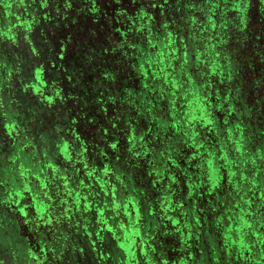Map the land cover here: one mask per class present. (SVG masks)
<instances>
[{
	"label": "flooded vegetation",
	"instance_id": "flooded-vegetation-1",
	"mask_svg": "<svg viewBox=\"0 0 264 264\" xmlns=\"http://www.w3.org/2000/svg\"><path fill=\"white\" fill-rule=\"evenodd\" d=\"M139 1L46 0V54L33 60L45 62L46 96L62 95L68 110L83 111L72 135L88 154L76 155L71 169L57 153L60 139L46 146V161L26 141L22 163L7 156L8 135L0 137V180L6 167L23 189L14 197L10 181L0 184V212L22 211L12 235L0 216V263L136 264V255L140 264H264V0ZM87 54L97 55L90 68L81 59ZM184 71L195 83L179 96ZM243 96L252 109H243ZM30 189L46 192L45 210ZM52 189L114 190L112 207L130 217L122 226L115 219L114 229L100 222L92 243L77 239L66 213L76 217L83 202ZM163 189H176L168 202L173 222L154 206ZM97 210L101 217L103 204ZM112 235L129 237L127 248ZM9 253H17L15 263Z\"/></svg>",
	"mask_w": 264,
	"mask_h": 264
},
{
	"label": "water",
	"instance_id": "water-1",
	"mask_svg": "<svg viewBox=\"0 0 264 264\" xmlns=\"http://www.w3.org/2000/svg\"><path fill=\"white\" fill-rule=\"evenodd\" d=\"M45 10H46V0H0V24H2L3 22H7V26H6L7 30H5L4 27V30L1 31L3 29V26L0 25V31H1L0 32V69H1L0 70V137L5 138V136L8 135L7 137L9 139L5 141L4 148H8L9 150H11L13 155L12 160L15 159L16 157L19 159L20 157L21 162L22 163L25 162L22 159L24 158V156L22 157L21 155H22V151H24L25 149L24 143L28 141L33 146L32 147L33 156H36L38 151L40 155H45L44 159L46 161V144H45L46 143L45 140L46 139L45 137L46 108L50 109V106L55 105L60 109L58 112L57 111L51 112V114H55L56 124L54 126L55 128L53 127V129L52 128L50 129H52L53 131L55 129L56 139L54 140L60 139V141L56 143L55 147L57 153L62 155L64 162L67 161L68 164H71L70 165L71 169L72 168L74 169L75 166H77V164H75L76 159H78L76 155L79 157H83L86 154H88V152H86L83 147L79 148L80 147V145H78L79 137L77 136L76 138H74V136L72 135L75 132L79 131L80 127L78 126V119H79L78 116H80L81 112L83 111L80 110L81 112H79V114L76 115L71 110H68L66 99L62 95H60L58 98L52 95L46 96V76H45L46 73L44 72L43 64H41L40 67L34 66V63L37 62H35L33 59L38 58L41 55L36 45H33L31 47L32 50L31 59H29V61L26 60L24 61L22 60L23 58L21 56L25 54L24 51L21 50L22 47L17 48L16 42H10L9 40H7L8 32L11 31L16 32V30H18L16 32V34H18V32L22 30L23 31L36 30L37 26L39 24L41 25L44 21L42 15H46V13L44 12ZM23 22H26V25L24 27H22ZM44 34L46 38V33ZM6 42H10V43L7 44ZM44 52L46 53V51ZM3 67H5V69H3ZM203 74H205L206 76L205 69L203 71ZM14 75L18 76L17 79L19 80V83L22 85L20 86L22 88L17 89L19 85L16 86L14 85V80H15ZM182 85H183V80L179 82L178 86H182ZM178 86L176 87L175 85L176 88H178ZM8 94L11 97V100L7 103H2L4 96ZM58 99L60 100V102H58ZM25 107H34L35 110L33 112L34 117L32 118H34L33 120L36 121L38 119V126L35 128L36 130L32 128H27L25 124H24L25 126H23V130H18V125L15 123L16 131L15 132L10 131V124L8 122V118L13 117V123L15 122V119L20 118V116L22 117L20 123L26 121L27 119H24V114H22L24 112ZM34 131L39 133L37 135H34ZM98 131L99 130H96V132ZM41 132H45V133H41ZM131 134H132V138L136 140L138 132H137V128H134V126L131 127ZM54 140L50 141L49 144H51ZM105 141H106L105 138H103V140L101 138L100 139L101 143L98 146L100 150L102 149L101 153L103 155L105 154L103 152V150L105 149V144H104ZM96 154L95 157H97ZM3 171L4 174L9 176V178L14 177V179L15 178L18 179L17 175L12 174L6 167H4ZM41 172L43 173L46 172V162H45V168L43 167L41 169ZM18 189L20 188L18 187ZM22 190L23 189H20L21 193L19 190H17L16 194H13V196L15 197V195L19 196L23 194ZM30 190L36 191L38 197L40 198V201H42L39 202V205L41 206L42 209H44L43 207L46 208V197H45L46 192L45 193L42 191L37 192V189H30ZM123 190L124 189H122V191ZM177 190H181V192L185 191L184 189H177ZM51 191L54 192L55 194H58V196H60L59 198H61V196H63L64 198L65 197L69 198V201H74V204H81V202H83L84 206L79 208L77 207L78 214L76 215V217L70 216V212L66 213L67 214L66 218H69L68 222L70 223L68 226L71 228L72 226L71 224L75 225V228L72 229L70 232H72L77 237V239H79L78 236L82 235L81 238L82 237L87 238L88 241L92 243L94 242V238L96 236L95 234H97L96 232L99 231L98 229H96L95 231L93 228H97V226H99L98 228L100 229L101 226L100 222L105 220L108 223V225L112 226V228L114 229L115 219H118V222L117 221L116 222L118 223L119 226H122L124 225L123 219L125 217L127 218L130 217V210L126 209L125 207L123 210H119V208L117 207L116 208L112 207L113 202L110 201L109 194L111 196L114 195L116 196V191L114 190L112 191L110 189H85V191L82 192L79 191L78 189H52ZM175 192L176 189H163L161 194L156 198V203L154 204L155 207L159 206L160 212H162V216L164 217V220H168L169 222H173L175 219L172 216L170 217V215H174L173 207L168 208V202H170V200L173 199V194ZM95 203H97V205H95ZM100 204H103L104 206V214L101 217H97L96 216L98 213L97 209L100 208ZM197 204L199 203L196 202L195 206ZM117 206L121 207L120 203H118ZM112 209L115 215H113V213L111 212ZM167 209L170 210V214L166 212ZM126 213L129 214L127 215ZM110 215L112 216L113 221L110 220L111 219V217H109ZM48 221L50 222V220ZM79 222L80 223L86 222L85 223L86 229L83 230L82 234H79L77 230L78 228L77 224ZM43 223L45 224L46 222ZM131 229H133L132 226L126 225V227L124 228V233L131 232ZM162 229L165 231L168 228H162ZM174 233L177 236L179 235L177 234V232ZM106 235H108V233H106ZM113 236L116 237V241H117L116 246H120L123 249L127 248V245L130 243L129 237L127 238L128 240L123 241V238L115 235H112V238H114ZM106 241L110 242L109 237L108 239H106ZM184 245L185 243H183L181 247H176V249L183 250ZM133 249H135L134 240H133ZM140 252H143V250H141ZM182 254L183 253H180V255ZM143 256H146V254H144ZM133 258L134 259L132 261L134 263L140 264L141 258L137 257L136 255L133 256ZM121 259L122 258H119V260ZM114 260H116V262L119 261L117 259ZM163 260L167 262L168 258L164 257ZM121 263L123 262H119L118 264Z\"/></svg>",
	"mask_w": 264,
	"mask_h": 264
},
{
	"label": "rangeland",
	"instance_id": "rangeland-1",
	"mask_svg": "<svg viewBox=\"0 0 264 264\" xmlns=\"http://www.w3.org/2000/svg\"><path fill=\"white\" fill-rule=\"evenodd\" d=\"M79 1H81V0H79ZM136 1V0H135ZM138 4L139 5H144V6H148L149 4H147L146 2H144L143 0H142V2L141 1H139L138 2ZM47 8V7H46ZM140 9L141 10H146V7H140ZM45 13H46V10L44 11ZM31 15V14H30ZM42 18H43V23L40 25H38L37 26V29L36 30H34V31H31V30H22V31H20V32H18V34H16V32L18 31V30H16V32H14V31H11V32H8V34H7V40H9L10 42H16V47L17 48H20V47H22V49L21 50H23L24 51V55H21L22 56V60H26V61H29V59H31V55H32V50H31V47L33 46V45H36L37 47H38V49H39V51H40V53H41V55H45L46 53L44 52V51H46V47L44 46L45 45V41H43V39H46L45 38V34L44 33H46L45 31H46V15H42ZM162 20L163 19H165L166 18V14H164L163 13V15H162ZM172 20H174L175 22H177V21H179L180 20V18H179V16L175 13V14H173V16H172ZM45 22V23H44ZM162 22H166V21H162ZM176 24V23H175ZM1 26H3V29L1 30V31H3L4 30V27H5V30H7L6 29V26H7V22H3L2 24H0ZM26 25V22H23V26L22 27H24ZM176 26V25H175ZM21 27V26H20ZM19 27V28H20ZM182 30H186V29H182ZM0 31V32H1ZM162 31H163V29H162ZM166 32H168V29H166L165 30ZM169 32H171V28H170V30H169ZM163 33V32H162ZM164 34V33H163ZM168 34V33H167ZM35 37H37L38 38V41H35ZM159 39V38H158ZM10 42H6L7 44L8 43H10ZM45 47V48H44ZM81 52H86V50H85V48H83V50L81 51ZM83 58H81L82 59V62H83V67H87V68H90V65H93V63H97V55H89V54H87L86 55V57H84V56H82ZM45 58H46V56H45ZM42 60V59H41ZM41 62H44L43 60L42 61H39V62H37L34 66H36V67H40L41 66ZM45 63V62H44ZM193 75L192 74H190V71H184V72H182L181 74H179L178 75V77L176 78V80H178L177 82H178V84H179V81H181V80H183V85L182 86H178V91H177V94L179 95V96H183L184 94H185V92H186V95H187V93L190 91V89L192 90V84L193 83H195L192 79H191V77H192ZM227 85H229V83H227ZM227 91H228V93H229V89H226V95H227ZM234 91V96H237V94L240 92L241 93V91H237L236 89H234L233 90ZM112 94H114V95H116L117 93L116 92H112ZM181 94H183V95H181ZM190 95H192V94H190ZM244 95H245V93H244ZM185 96V95H184ZM57 98V97H56ZM243 99H244V104H243V109H247V108H249V109H252V106H251V104L250 103H248V102H246V100H245V97L243 96ZM11 100V97L9 96V94L8 95H5L4 96V99L2 100V103H7V102H9ZM16 100V99H15ZM22 100V99H21ZM58 102H60V100L58 99ZM2 105V104H1ZM20 106V105H19ZM62 106H64V105H62ZM237 106V105H236ZM29 108H31V109H29ZM60 109L58 108V107H56L55 105H52V106H50V109L49 108H46V115L47 114H51V112H54V111H59ZM35 110H34V107H25L24 108V112L22 113V114H24V119H27L26 121H24V122H22V123H20L21 122V120H22V117L20 116V118H17V119H15V122L13 123V117L12 118H8V122H9V124H10V131H12V132H15L16 130V128H15V123L18 125V130H23V126H25L26 125V127L27 128H32V129H34V130H36L35 128L38 126V119H37V121L36 120H33L34 118H32V117H34V114H33V112H34ZM241 111H244V110H241ZM240 114H241V112H239ZM55 115V114H54ZM243 116V115H242ZM33 120V121H32ZM17 121H19V122H17ZM55 121H56V118H55ZM5 123H6V121H5ZM243 123V122H242ZM245 123H247V120H245ZM21 124V125H20ZM25 124V125H24ZM55 122H52L51 124H46V133L45 132H41V133H45L46 135H45V137H46V146L47 145H49V143H50V141H52V140H54V139H56V137H55V129H54V131L52 130L53 129V127L55 126ZM50 128H52V129H50ZM55 128V127H54ZM49 129H50V131H49ZM31 131V130H30ZM39 132H36V131H34V135H37ZM234 139L236 140V138L234 137ZM233 139V140H234ZM33 146L32 145H30V147H28V148H32ZM7 154V156H13L12 155V152H11V150H8V152L6 153ZM2 171L4 170V168H2L1 169ZM2 176V175H1ZM1 179L2 180H0V184H2V181H10L11 182V184L13 185V186H11L10 185V187H9V185H8V189H6V192L8 193V195H13V194H16V191L17 190H19L20 191V189H18V187L20 188V185L17 183V179L15 178L14 179V177L12 178V177H10L9 178V176H5V175H3V177H1ZM20 183V182H19ZM9 184V183H8ZM4 189H2V188H0V197H2V195H3V192L1 193V191H3ZM20 193H21V191H20ZM2 194V195H1ZM16 196V195H15ZM19 196H22V195H19ZM4 197V196H3ZM4 244L1 242L0 243V253L4 250ZM141 260H143V259H141Z\"/></svg>",
	"mask_w": 264,
	"mask_h": 264
},
{
	"label": "trees",
	"instance_id": "trees-1",
	"mask_svg": "<svg viewBox=\"0 0 264 264\" xmlns=\"http://www.w3.org/2000/svg\"><path fill=\"white\" fill-rule=\"evenodd\" d=\"M4 212H5V215L2 217L1 215ZM20 212H22V211H20L19 209H18V211H13L12 209H10L9 213L6 212L5 209H3L0 212L1 218L9 225V226L6 227V229H7V231L8 230L10 231L11 235L15 232V227H13V223H15V220L18 219V216L21 214ZM40 230L43 231L42 228H40ZM38 232H40V231H38ZM40 236H41L40 237L41 239L46 238V234H44L43 232L40 233ZM45 247H46V245H45ZM15 255H17V253H15V254L9 253V257H10V260H11L10 262L11 263L12 262L15 263V260H16V256ZM0 264H3V263H0ZM16 264H18V263H16ZM23 264H28V263H23Z\"/></svg>",
	"mask_w": 264,
	"mask_h": 264
}]
</instances>
